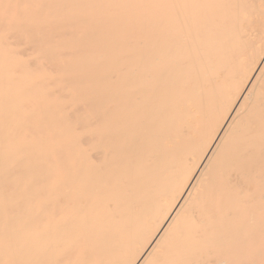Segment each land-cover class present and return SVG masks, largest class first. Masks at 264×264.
Here are the masks:
<instances>
[{
	"label": "bare ground",
	"instance_id": "6f19581e",
	"mask_svg": "<svg viewBox=\"0 0 264 264\" xmlns=\"http://www.w3.org/2000/svg\"><path fill=\"white\" fill-rule=\"evenodd\" d=\"M0 264H264V0H0Z\"/></svg>",
	"mask_w": 264,
	"mask_h": 264
}]
</instances>
